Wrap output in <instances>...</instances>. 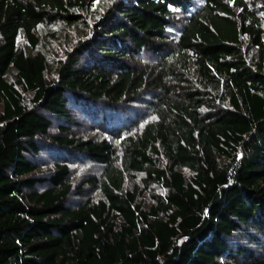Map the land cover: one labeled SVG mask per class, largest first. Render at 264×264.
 Returning a JSON list of instances; mask_svg holds the SVG:
<instances>
[{
	"label": "trees",
	"instance_id": "16d2710c",
	"mask_svg": "<svg viewBox=\"0 0 264 264\" xmlns=\"http://www.w3.org/2000/svg\"><path fill=\"white\" fill-rule=\"evenodd\" d=\"M0 264H264V0H0Z\"/></svg>",
	"mask_w": 264,
	"mask_h": 264
},
{
	"label": "rangeland",
	"instance_id": "374dc122",
	"mask_svg": "<svg viewBox=\"0 0 264 264\" xmlns=\"http://www.w3.org/2000/svg\"><path fill=\"white\" fill-rule=\"evenodd\" d=\"M66 44H64V41L62 42H54L51 44V48H50V52L52 54L51 56V60L54 61V59H56V57L58 58H63L65 57V46ZM147 62H151L152 59L151 57L148 55L146 57ZM80 121L81 123V128H77L76 131L78 132V134H83L85 137H89V130L90 127L87 125V120L85 118H83V116H80ZM62 158V157H61ZM58 156L55 157V155H47L46 157H44L42 163L44 166V171H49V169L54 168V166L58 163V162H64L65 160H58ZM70 164V167L72 169V172L74 173V175L76 176V178L78 177H83L85 175H99L101 173V168L99 165H96L94 163H90V162H86V161H80L76 162V161H72L71 159H68L67 161Z\"/></svg>",
	"mask_w": 264,
	"mask_h": 264
}]
</instances>
